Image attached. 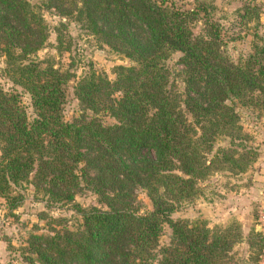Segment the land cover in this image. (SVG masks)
<instances>
[{"label":"trees","instance_id":"trees-1","mask_svg":"<svg viewBox=\"0 0 264 264\" xmlns=\"http://www.w3.org/2000/svg\"><path fill=\"white\" fill-rule=\"evenodd\" d=\"M209 7L198 0H0V76L10 84H0V203L15 215L27 183L45 205L70 204L79 215L72 228L56 216L50 222L59 226L49 232L28 230V261L256 264L255 256L245 261L232 251L242 240L236 224L209 227L170 215L192 202L197 180L212 171L242 172L256 155L235 105L264 112V35L232 58ZM46 10L78 23L127 62L113 64L109 79L91 64L77 76L72 56L64 69L37 57L48 36ZM243 14L250 15L246 6ZM64 25L55 26L59 53L67 48ZM72 77L76 113L68 119L64 85ZM137 188L149 209L134 206ZM80 189L101 206L74 201ZM255 235L261 249L264 234Z\"/></svg>","mask_w":264,"mask_h":264},{"label":"rangeland","instance_id":"rangeland-1","mask_svg":"<svg viewBox=\"0 0 264 264\" xmlns=\"http://www.w3.org/2000/svg\"><path fill=\"white\" fill-rule=\"evenodd\" d=\"M185 2V0H180ZM204 1L210 7V16L222 26L229 55L236 59L249 50L250 41L254 35H264V0H198ZM250 15H244V9ZM44 21L47 25L48 36L43 46L36 51L39 58H51L54 66L66 68L68 56L75 62L71 69L78 76L87 67V64L104 72L109 79L114 77L111 71L113 64L127 62L118 54L112 52L107 46L99 44L91 35L87 34L78 23L60 18L52 10L43 11ZM59 20L65 25L60 27L62 46L66 51H55V26ZM201 20L193 24L195 33L201 32ZM176 53L169 58V64L174 63ZM0 57V67L2 66ZM75 78L64 85L63 113L65 118H71L76 113V99L73 96V83ZM0 84L9 87L10 84L0 76ZM20 91V90H19ZM21 102L27 112H30L28 95L20 91ZM235 109L239 115L242 129L248 135V144L256 150L254 159L242 172L212 171L204 179L197 180V192L192 202L181 203L170 215L173 218L203 219L209 227L222 224H236L241 235V241L234 244L232 251L235 256L250 260L255 256L256 264H264V245L260 249L255 232L264 234V112L252 110L238 104ZM105 122L112 119L103 116ZM226 139H219L216 144L224 145ZM22 198L13 210L15 215L7 213L0 203V264H38L30 262L24 256L23 248L27 231L36 229L37 232H49V226L58 224L50 222L51 217L64 218L66 225L74 227L79 215L70 207V204L47 206L40 198L41 194L35 192L31 184H25L19 189ZM134 206L138 210L149 209L150 201L145 192L137 188L135 191ZM74 201L82 206H101L95 194L88 189H80L74 195ZM168 228L163 226L159 241H165ZM247 240V242L245 241ZM252 244L249 246L248 243Z\"/></svg>","mask_w":264,"mask_h":264}]
</instances>
